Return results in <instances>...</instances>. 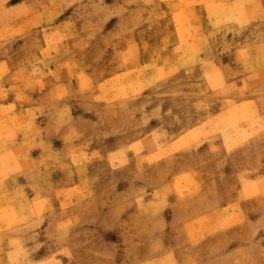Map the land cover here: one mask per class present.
Listing matches in <instances>:
<instances>
[{
	"label": "rangeland",
	"instance_id": "1",
	"mask_svg": "<svg viewBox=\"0 0 264 264\" xmlns=\"http://www.w3.org/2000/svg\"><path fill=\"white\" fill-rule=\"evenodd\" d=\"M0 264H264V0H0Z\"/></svg>",
	"mask_w": 264,
	"mask_h": 264
}]
</instances>
